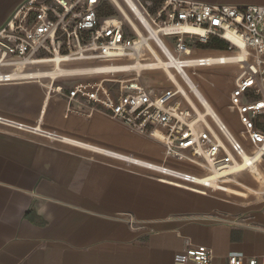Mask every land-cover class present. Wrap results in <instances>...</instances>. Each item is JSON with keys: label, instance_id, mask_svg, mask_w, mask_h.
<instances>
[{"label": "crops", "instance_id": "0c3cea01", "mask_svg": "<svg viewBox=\"0 0 264 264\" xmlns=\"http://www.w3.org/2000/svg\"><path fill=\"white\" fill-rule=\"evenodd\" d=\"M26 1L0 0V28ZM194 1L264 6V0ZM54 87L48 79L0 83V117L7 121L0 124V264H175L186 243L209 248L218 264L231 254L263 255L264 197L238 208L65 141L184 169L165 160L160 144L100 113L66 114ZM252 176L262 190L236 185L264 196ZM228 187L242 195H226L247 196Z\"/></svg>", "mask_w": 264, "mask_h": 264}, {"label": "built area", "instance_id": "2783aa9c", "mask_svg": "<svg viewBox=\"0 0 264 264\" xmlns=\"http://www.w3.org/2000/svg\"><path fill=\"white\" fill-rule=\"evenodd\" d=\"M118 1L131 21L114 0H27L0 28V83L43 80L21 75L45 65L52 69L55 60L63 67L81 63V75L48 79L55 83L53 93L64 97L65 113H100L128 133L160 144L165 160L186 162L200 172L162 164L158 180L213 197L224 185L216 174L248 172L264 161V6L160 0L151 11L152 3L132 0L141 20L125 0ZM106 5L116 15H100ZM212 39L224 42L226 49L196 54ZM154 53L162 60L171 56L185 70L188 65L222 66L213 65L210 57L242 53L243 61L230 59L226 64L239 69L227 105L239 129L231 130L221 115L199 117L173 81L169 88L150 84L143 75L147 70L134 66L155 60ZM104 64L114 66L99 67ZM173 74L185 85L180 73ZM186 92L200 109L199 99ZM173 260L218 264L209 248L189 243ZM222 264H264V253L231 254Z\"/></svg>", "mask_w": 264, "mask_h": 264}, {"label": "bare ground", "instance_id": "6f19581e", "mask_svg": "<svg viewBox=\"0 0 264 264\" xmlns=\"http://www.w3.org/2000/svg\"><path fill=\"white\" fill-rule=\"evenodd\" d=\"M114 1L118 5V7L120 8L123 15L126 17V19L131 21V17L129 15V13L126 11V9L119 3L118 0H114ZM125 1L127 3L128 7L133 11L134 15L136 17L140 18L141 20H143V17L141 15L138 7L134 3V1H132V0H125ZM154 57H155V60H153L151 62L137 63L134 66V69L139 68L141 70H147V71L163 70L162 72L166 76L167 81L171 80L177 85L179 91H181L183 93V95H185V97L187 98L189 103L195 108L199 117H202L203 113H205V115L220 116V114L213 109L210 102L201 93V91L199 90V87L195 84V82L193 81L191 76H189L188 71L185 69H180L178 62L174 58L169 56L168 57L169 60H162L158 55H156V53H154ZM214 59H216V60H214ZM230 59H234L235 61H243V54L242 53H239V54H222L219 57H210V61H213V65H220L221 64L222 66H225L227 63H229L227 61H229ZM53 63L54 64H52V69H42L39 71L22 73L21 77L22 78L49 79L51 77H54V75H58L59 77H65V76L81 75L82 74V72H81L82 68H70V69L69 68H63V66H61L59 64L58 60H55ZM112 66H114V65H109V64L108 65L107 64L99 65V67H101V68H108V69H111ZM186 67L192 68L193 66L188 65ZM175 70L181 74V77L184 80L185 85L183 83H180L177 81V79L175 78V76L173 74V72H175ZM186 90L191 91V93H193L199 99V101L202 103V106L199 107L200 109H198V107L196 106V104L194 103L192 98L187 94ZM227 123L229 124V122H227ZM230 128H231V126H230ZM27 129H28V127H27ZM231 130H233V128H231ZM38 133H39V131H38ZM64 140L69 142V143H72L74 145H77L78 147L86 149L92 153H96L98 155H102L105 157H110L112 159L120 160V161L124 162L125 164L131 165L133 167L142 168L144 170H148V171H151V172H154L157 174L162 173L163 166L153 164V163H148V162L133 158L131 156H127V155H123V154H120L117 152L102 149L100 147H97V146H94V145H91L88 143L75 141V140H72L69 138H64ZM257 171H259L261 173L260 167H256L255 169H251L250 171H248V173L255 174L256 178L260 181V183H262L261 185L264 186V181H263L262 177L259 175V172H257ZM233 173L234 172L227 171V172H222L220 174H216V175H218L217 177H222L224 179V181L222 182L224 185H221V187H222L221 191H220L221 193H224L225 191H227V192L235 191V190H232L228 187V186H230V185H228L230 183H233L234 185L238 184L236 177L239 174L234 175ZM230 175H234V179L229 180L228 176H230ZM209 179L213 180L214 177L210 176ZM166 182H167V180H166ZM167 183H169V182H167ZM211 185L215 186L214 184H211ZM233 193H235L237 195H242L239 191H235Z\"/></svg>", "mask_w": 264, "mask_h": 264}, {"label": "rangeland", "instance_id": "374dc122", "mask_svg": "<svg viewBox=\"0 0 264 264\" xmlns=\"http://www.w3.org/2000/svg\"><path fill=\"white\" fill-rule=\"evenodd\" d=\"M140 1L142 3L144 2L152 3L153 7L151 11H153L160 0H140ZM100 15L102 16L116 15V12L112 8L107 7L106 5L104 6V9H101ZM215 51H221V50L215 49L213 47L203 46L201 49H199V51L196 52V54L198 55L199 54L200 55L201 54L203 55L213 54ZM82 66L83 65L81 63H74V64L68 65L67 67H63V68H69V69L70 68H81ZM40 68L49 69L50 65L41 66ZM187 71H188L189 76H191L195 84L199 87V90L201 91V93L210 102L213 109L216 112H218L221 116H223L226 122H229V125L231 126V128H233L234 131H237L239 129V125L236 121V117L231 114L228 115L229 112L227 110V105L229 101V93L234 87V79L239 73L238 66L237 65H226V66H212V67H197V68H190ZM143 75L145 76V78H147V81L154 86L163 87V88H169L171 86L170 82L167 81V78L162 72V70L146 71L143 73ZM102 149H105V148H102ZM106 150H109V149H106ZM113 152H117V151H113ZM117 153H120V152H117ZM120 154L126 155L124 153H120ZM127 156H130V155H127ZM131 157L145 161L144 159H141L139 157H134V156H131ZM118 161L121 163H124L120 160ZM145 162L153 163L147 160ZM179 163L183 165V168H184L183 170L185 171L191 170V171L200 172L197 168H195L194 166L186 162H179ZM153 164L162 166L161 163L160 164L153 163ZM259 167H260V170L263 171L262 166L260 165ZM148 172H151V171H148ZM151 173L154 176L157 175L160 177V175L157 173H154V172H151ZM231 179H234V177H231ZM236 180L238 183L248 186L249 188L255 191L262 190L260 184L257 183V181L254 179L252 174L248 173L247 171L240 173V175L236 177ZM228 185H230L233 188L241 189L243 192L246 193L247 196L245 198H236V197H232L230 195H226L221 192H216L213 194V197H216V196L221 197L223 200L231 203L233 206L238 207V208L254 205L255 203L259 202L264 197L262 194H258V195L254 194L253 192H250L244 188L242 189L241 187H238L234 185L233 183H230Z\"/></svg>", "mask_w": 264, "mask_h": 264}, {"label": "trees", "instance_id": "16d2710c", "mask_svg": "<svg viewBox=\"0 0 264 264\" xmlns=\"http://www.w3.org/2000/svg\"><path fill=\"white\" fill-rule=\"evenodd\" d=\"M206 47H213L215 49L218 50H225L226 49V45L224 42L216 40V39H212L208 42L207 45H205Z\"/></svg>", "mask_w": 264, "mask_h": 264}]
</instances>
